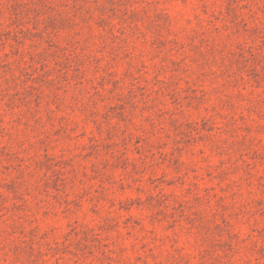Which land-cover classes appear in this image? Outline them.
<instances>
[{"label": "rangeland", "instance_id": "374dc122", "mask_svg": "<svg viewBox=\"0 0 264 264\" xmlns=\"http://www.w3.org/2000/svg\"><path fill=\"white\" fill-rule=\"evenodd\" d=\"M0 264H264V0H0Z\"/></svg>", "mask_w": 264, "mask_h": 264}]
</instances>
